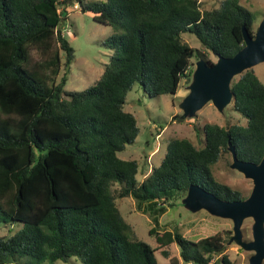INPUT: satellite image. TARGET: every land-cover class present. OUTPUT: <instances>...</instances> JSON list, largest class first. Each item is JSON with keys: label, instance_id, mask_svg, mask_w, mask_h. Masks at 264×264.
Instances as JSON below:
<instances>
[{"label": "trees", "instance_id": "1", "mask_svg": "<svg viewBox=\"0 0 264 264\" xmlns=\"http://www.w3.org/2000/svg\"><path fill=\"white\" fill-rule=\"evenodd\" d=\"M75 2L114 32L104 40L111 52L99 77L67 90L74 48L62 18ZM253 19L240 0L210 8L201 0H0V220L21 222L0 235V264L71 256L80 264H159L157 247L131 236L115 201L125 196L151 214L148 232L158 247L177 244L179 256L165 264H233L220 232L191 239L175 226L159 229L158 219L190 183L225 200L245 197L217 180L212 165L231 156L228 141L240 159L264 155V82L253 67L230 83L232 107L245 123L205 122L200 145L168 139L160 163L141 180L137 160L118 152L139 131L124 109L133 84L151 96L174 94L191 74L194 48L182 31L196 35L199 57L211 63L243 46L242 26L253 35Z\"/></svg>", "mask_w": 264, "mask_h": 264}, {"label": "rangeland", "instance_id": "2", "mask_svg": "<svg viewBox=\"0 0 264 264\" xmlns=\"http://www.w3.org/2000/svg\"><path fill=\"white\" fill-rule=\"evenodd\" d=\"M92 1V0H83ZM220 0H201L202 8L216 6ZM248 7L253 15V29L257 28L259 21L264 15V0H240ZM77 4V2H75ZM74 3H68L62 18V27L74 48V58L67 73L64 88L67 90H80L94 83L103 70L104 63L108 60L111 48L105 45L104 40L114 32L111 25L105 24L93 18L91 11H83ZM182 37L194 48L190 57L191 74L184 76L177 91L148 95L139 83H134L127 92L124 109L133 113L139 127L138 134L132 143L126 144L125 148L118 152L122 158H134L138 162L136 177L141 180L150 171L151 167L158 165L165 151V144L172 137H186L194 144L203 142L201 127L205 122H216L224 125L226 122L245 123L242 115L236 111L231 102L220 111L211 101H208L194 115L181 117L183 109L180 102L189 91L188 84L192 79V71L195 62L200 56L201 43L196 35L188 30L181 32ZM212 59L215 55L209 54ZM255 73L264 82V61L253 66ZM189 78V81H188ZM227 159L231 156L224 153V157L212 165L215 178L219 181L237 188L246 197L252 188V179L245 177L242 172L231 168ZM183 197V196H182ZM182 197L173 199L174 204L168 206L166 211L159 215L158 228L172 229L177 227L185 236L197 239L202 236L220 232L225 243V251L233 260V264H248V259L253 250L243 249L235 241L228 242L233 234L232 220L210 214L205 209L191 210L184 206ZM116 204L123 217L131 224V236L138 237L152 246L157 247L155 253L159 264L169 263L171 256L178 255V246L175 242L158 247L155 236L148 232L153 225L152 216L148 211L138 208L132 196L117 197ZM144 205V204H143ZM252 217L244 218L241 229L243 239L252 238ZM21 226V222L5 223L0 220V235L9 236ZM162 249H168L170 256H164ZM26 256L23 257V260ZM42 261L40 264H47ZM8 264H18L12 262ZM19 264H24L19 262ZM51 264H80V260L71 256L63 261L56 259ZM174 264H187L179 260ZM264 264V260L263 263Z\"/></svg>", "mask_w": 264, "mask_h": 264}, {"label": "water", "instance_id": "3", "mask_svg": "<svg viewBox=\"0 0 264 264\" xmlns=\"http://www.w3.org/2000/svg\"><path fill=\"white\" fill-rule=\"evenodd\" d=\"M243 46L231 56L217 55V59L208 62L199 57L192 71L188 84L189 91L180 102L183 109L181 117L191 116L208 101L220 111L233 99L230 86L234 76L245 69L264 61V15L259 21L253 35L243 25ZM231 153V168L242 172L252 179L250 193L241 199L225 200L200 185L190 183L182 203L193 211L205 209L210 214L228 217L232 220L233 234L228 242L235 241L243 249L253 250L248 264H262L264 260V155L258 162L237 157L234 146L228 141ZM246 217H252V238L243 239L241 225Z\"/></svg>", "mask_w": 264, "mask_h": 264}, {"label": "built area", "instance_id": "4", "mask_svg": "<svg viewBox=\"0 0 264 264\" xmlns=\"http://www.w3.org/2000/svg\"><path fill=\"white\" fill-rule=\"evenodd\" d=\"M73 6H74V7H76V6H77V4H76V3H74V4H73Z\"/></svg>", "mask_w": 264, "mask_h": 264}]
</instances>
